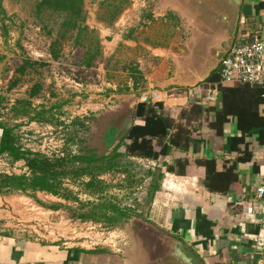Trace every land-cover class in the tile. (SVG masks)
<instances>
[{
  "label": "rangeland",
  "instance_id": "obj_1",
  "mask_svg": "<svg viewBox=\"0 0 264 264\" xmlns=\"http://www.w3.org/2000/svg\"><path fill=\"white\" fill-rule=\"evenodd\" d=\"M36 1L0 0V120L14 128L24 149L50 157L93 149L97 155L107 154L115 146L109 132L119 135L132 120L139 72L149 76L159 62L154 49L162 54V47L178 33L183 42L195 37L191 12L179 0H129L110 23L103 18L115 9L107 8L112 0H84L89 33L78 40L77 31L62 37L61 17L36 18ZM98 46L101 54L93 66H86ZM27 60L36 63L19 72ZM36 83L41 91L30 97ZM142 84L140 80L139 87ZM129 160V177L101 176L109 183L102 196L132 208L128 221L113 226L79 218L80 212L92 209L83 203L97 201L98 195L85 190L86 178L65 179L62 192H71L79 201L43 191L35 196L3 194L4 205L11 207L9 221L17 225L13 229L39 241L54 240L62 249H105L89 254L82 264H168L159 259L164 234L149 218L150 179L143 180L146 170L157 165L147 159ZM0 171L30 173L25 160H0Z\"/></svg>",
  "mask_w": 264,
  "mask_h": 264
},
{
  "label": "crops",
  "instance_id": "obj_2",
  "mask_svg": "<svg viewBox=\"0 0 264 264\" xmlns=\"http://www.w3.org/2000/svg\"><path fill=\"white\" fill-rule=\"evenodd\" d=\"M245 30L252 35L258 30L256 36L264 40V0H243L236 36ZM173 37L162 47L164 53L154 49V56L160 59L149 76L143 73L137 101L163 102L165 110L178 118L194 101L204 99L205 103L215 104L219 96L216 89L205 87V80L194 86L173 83L182 78L180 71L187 63L183 55L171 49ZM191 90L193 94L189 93ZM212 91L216 92L215 97H211ZM259 112L264 116L262 105ZM239 135L246 137L252 159L237 162L238 180L226 193L209 190L205 184L206 168L196 160L216 159L217 169L225 170L237 159L238 152L231 146ZM262 138L264 128L256 127L246 133L238 128L235 117L226 123L223 134L215 133L205 121L193 136L188 151L174 149L159 160H149L165 172L160 189L148 204L151 223L165 234V241L160 239L159 259L168 264H197L195 258L203 264H253L258 258L264 260V216L257 210L255 199L256 188L264 184ZM5 156L0 154V160H5ZM179 158H188L185 173L167 171L163 163L173 164ZM4 198L0 196V264H82L86 260L90 253L82 252V256L60 248L54 240L39 241L13 229L17 225L9 221L11 207L4 205Z\"/></svg>",
  "mask_w": 264,
  "mask_h": 264
},
{
  "label": "trees",
  "instance_id": "obj_3",
  "mask_svg": "<svg viewBox=\"0 0 264 264\" xmlns=\"http://www.w3.org/2000/svg\"><path fill=\"white\" fill-rule=\"evenodd\" d=\"M128 3L129 0H112L108 3L107 8L114 7L115 9L110 10V14L103 19L109 18L108 21L113 23ZM86 13L84 0H37L34 8V15L38 19L61 17L59 29L62 30V37H66L69 32L77 31L76 38L78 40L89 33ZM52 54L55 58L58 57L56 52H52ZM99 54L101 51L98 46L85 61V65L93 66V61ZM35 63L34 60H27L25 64L19 66L18 71L25 73L26 69L34 66ZM139 74L138 80L136 79L134 82V87L137 89L140 80L144 81L143 73L140 71ZM15 83L14 81L12 86ZM205 87L218 91L219 102L211 104L205 103L204 99H199L191 103L188 108H184L178 118L171 116L165 110L163 102L140 100L134 107L132 120L128 127L119 135H115L113 131L109 132L113 138L112 144L115 146L109 153L103 155H97L93 149L88 153H68L63 156L50 157L41 152L24 149L14 128L0 120L2 129L0 154L6 155V159L12 164L19 160H25L30 169L29 174H9L0 171V196L13 192L35 196L38 191H43L79 201L78 196H74L71 192H62L64 180L86 178L82 181L85 190L92 196L98 195V200L84 202L83 206L91 205V212H80L78 217L104 221L113 226L128 221L133 215L130 206H122L116 201L108 200L102 196L109 186V183L101 178L103 174L126 173L129 177L128 166L131 164L129 160L131 158L155 161L160 157L170 155L174 149L188 151L193 136L202 128L205 121L210 129L217 134L224 133L225 125L232 117L236 118L238 128L246 133L256 127L264 128V116L259 112V107L263 103L264 90L262 86L246 83L225 85L221 82L220 67H218L206 78ZM41 88V84L36 83L29 92L30 97L37 96ZM22 112L28 113L27 110H22ZM31 119H35V116ZM261 134L263 135V130ZM242 144L245 145L243 149L241 148ZM122 146L125 148L124 150H121ZM231 147L233 151L238 152V156L230 166H226L225 170L217 169L216 159L201 158L196 160L197 164L206 168L205 184L211 191L226 193L231 184L238 180L237 162L251 160L253 157L252 151L248 149L246 137L243 135L236 136ZM188 163V158H179L173 164L164 162L163 165L166 166L167 171L185 173ZM164 175L165 172L160 166L150 167L146 170L143 180L151 179L149 199L152 200L154 194L160 189ZM53 206L56 207V205ZM70 250L90 254L105 251L104 248L85 249L79 247Z\"/></svg>",
  "mask_w": 264,
  "mask_h": 264
},
{
  "label": "water",
  "instance_id": "obj_4",
  "mask_svg": "<svg viewBox=\"0 0 264 264\" xmlns=\"http://www.w3.org/2000/svg\"><path fill=\"white\" fill-rule=\"evenodd\" d=\"M191 12L196 35L183 42L178 33L171 42V49L186 58L180 71L181 79L174 84L194 86L204 80L220 66L236 37L243 0H179ZM183 60V59H182ZM211 97L216 92H211ZM164 234V233H163ZM165 235V234H164ZM197 264H203L195 258Z\"/></svg>",
  "mask_w": 264,
  "mask_h": 264
},
{
  "label": "built area",
  "instance_id": "obj_5",
  "mask_svg": "<svg viewBox=\"0 0 264 264\" xmlns=\"http://www.w3.org/2000/svg\"><path fill=\"white\" fill-rule=\"evenodd\" d=\"M258 32L256 30L252 35L250 30H245L235 37L219 66L223 84L246 83L262 86L264 90V40L256 36ZM262 97L264 108V91ZM255 199L257 210L264 216V184L256 188ZM253 264H264V260L258 258Z\"/></svg>",
  "mask_w": 264,
  "mask_h": 264
}]
</instances>
